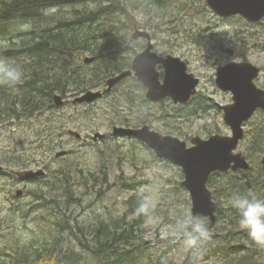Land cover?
Wrapping results in <instances>:
<instances>
[{
	"label": "rangeland",
	"instance_id": "1",
	"mask_svg": "<svg viewBox=\"0 0 264 264\" xmlns=\"http://www.w3.org/2000/svg\"><path fill=\"white\" fill-rule=\"evenodd\" d=\"M135 1L128 0L126 4L137 25L119 33L124 36L123 43L134 49L127 57L132 62L147 45L145 39L132 40L135 31L148 32L154 53L180 58L188 72L199 80L194 106L179 110L187 114L182 121L170 122L168 118H162L154 122L160 109L138 105V97H145V91L136 79L129 77L93 104H73L81 94L62 97L56 93L64 99V106L56 107L52 99L49 110L0 123V165L6 172L0 174V264H13L8 255L10 249L25 248L34 252L54 238H59L57 246L64 252L81 255L82 264H96L74 237L78 234L74 229L113 228L125 215L127 221L134 219L129 210L136 206L144 210L140 230L154 259L162 256L166 264H230L229 260L235 264V259L226 260L216 254L218 248L232 244L228 243V233L239 231L238 227H232L230 218H226L230 207L225 205L230 196L223 190L212 194L218 199L214 202L223 209L225 218L217 219L214 227L204 219L212 232L211 239L197 253L185 251L179 238L170 230L178 216L191 214L189 193L181 187L182 170L158 160L134 138L113 136L112 129L129 123L130 128L148 126L161 135L176 137L165 134L164 130L177 128L188 135L187 142L193 137L207 139L208 130L218 129L221 135L229 136L230 131L217 106L231 104L232 95L216 87V70L231 62L249 63L260 68L254 83L264 91V28L250 25L240 16L219 19L207 8L205 0H162L164 6L149 10L143 5L150 0H139L142 4L139 7L143 8L133 10L131 5ZM94 8V5L90 7ZM76 9L83 8L65 7L47 14L57 18L71 17V12ZM43 24H26L21 29L42 31ZM7 46L10 47L8 40L0 41V48ZM227 50L234 54L229 55ZM88 57L91 56L81 55L79 60L83 62ZM15 62L23 63L20 59ZM106 89L105 85L92 91ZM170 104L173 103L166 102L168 110ZM145 118L154 120L144 123L142 119ZM263 126L264 115H255L244 124V139L237 152L254 168L247 173L248 179L251 174L256 178L261 167L264 154L257 145L264 146L260 140L263 134L255 139L253 132L262 130ZM69 130L79 133L81 139L68 135ZM96 133L106 135V138L94 142ZM59 151H66L67 155L56 159L54 155ZM38 169L45 172L44 178L31 182H21L11 174V171ZM60 171H66L70 181L76 183L72 197L65 193L64 180L54 178ZM237 178L246 179L241 175ZM18 191H23L20 197H16ZM251 243L250 240L244 242L243 248L246 245L252 248ZM253 249L256 255L252 261L264 264V248L254 244Z\"/></svg>",
	"mask_w": 264,
	"mask_h": 264
},
{
	"label": "trees",
	"instance_id": "2",
	"mask_svg": "<svg viewBox=\"0 0 264 264\" xmlns=\"http://www.w3.org/2000/svg\"><path fill=\"white\" fill-rule=\"evenodd\" d=\"M127 2L128 0L0 1V41L10 42V47L0 48V57L10 61L20 59L23 61L21 66L24 69V79L18 86V90L0 86V123L32 117L49 110L52 108V99L56 93L62 97L68 94H84L104 87L109 79L131 69L132 62L127 56H130L134 49L125 45L122 41L124 36L119 34L137 25L135 17L128 10ZM92 5L95 6L94 9H90ZM164 5L165 2L163 3L162 0H150L143 6L149 10V8ZM75 6L83 9L73 10L71 17L57 18L47 14L51 10ZM139 6L142 4L136 0L131 8L133 10L143 8ZM203 8L210 13L204 5ZM41 23L45 26L42 31H22L21 29L26 24L33 26ZM81 55H90L89 58H93L94 62L85 64L84 60L83 62L79 60ZM109 93L104 90L103 97ZM195 98L196 96L185 106L170 104V110H168L165 106L167 101L153 104L140 95L139 106L160 109V114L156 116L157 120L145 118L142 121L147 123L154 120L155 122L162 118H168L170 122L182 121L187 118V114L179 110L194 106ZM255 115H264V112H257ZM122 124L127 128L130 127L129 123ZM164 131H166L165 134L176 135L183 141L188 140V135L182 134L183 132L177 128ZM218 132V129L208 130L205 136L209 137ZM253 133H255V139L263 134L260 140L264 142V126L262 130L257 129ZM46 136L49 137L50 133ZM257 147L264 154V146L258 143ZM250 171H254L251 165L248 172L245 171L246 173L231 171L214 173L210 176L207 187L212 189V194L223 190L229 196L233 193H251L264 199V179H261L264 177V167H259L256 178H253L251 174V178L248 179L246 175ZM57 174L59 176L56 175L55 180L57 178L64 180L62 185H64L65 193L68 197H72L76 183L70 181L66 171H60ZM239 175L246 178L245 181L237 178ZM214 200L218 202L216 197L213 198ZM229 210L230 213L226 218H230L233 228H239L238 214L231 208ZM129 214L134 215V219L127 221L125 215V218L116 222L114 229L102 226V229L99 227L85 231L76 227L74 230L78 234L76 235L73 230V235L75 234L74 237L83 247L82 249L91 254L96 264H166V259L162 256L154 259L153 253L144 242L140 230L144 222V210L136 206L129 210ZM216 216L218 220L225 218L220 206L217 207ZM238 230L237 232L231 230L228 233L230 236L228 243L232 244L218 248L216 254L219 253L226 260L235 259V264H255L252 261L256 255L253 249L254 243L251 241L252 248L247 245L243 248V243H249V239L244 231L240 228ZM58 243L59 238H54L41 250L28 252L25 248L10 249L8 255L13 264H82L81 255L71 251L64 252L58 248ZM243 250L246 253H243ZM228 262L231 264L230 260Z\"/></svg>",
	"mask_w": 264,
	"mask_h": 264
},
{
	"label": "water",
	"instance_id": "3",
	"mask_svg": "<svg viewBox=\"0 0 264 264\" xmlns=\"http://www.w3.org/2000/svg\"><path fill=\"white\" fill-rule=\"evenodd\" d=\"M207 8L218 18L227 19L240 16L248 23L257 24L264 19V0H205ZM145 39L146 49L139 53L132 61L131 69L124 71L106 82L107 92L127 77H134L146 90V100L158 103L166 99L175 105H187L197 93L199 80L188 73L187 65L178 57H159L153 52V44L148 32L135 31L132 40ZM233 55L232 50L226 51ZM93 58H86L84 63L89 65ZM157 66H162L164 76L159 80ZM260 73L249 63L231 62L216 70V87L224 93L232 95V103L219 106L223 123L229 129L230 135L219 133L207 139L193 137L186 141L173 136L161 135L148 126L139 128L114 127L113 136L134 138L151 150L156 158L179 167L184 175L181 187L189 193L191 199V214H199L208 219L211 227L217 223V205L213 201L212 193L207 184L214 173H237L248 171L250 164L246 157L237 152L240 142L244 139V124L257 111H264V91L258 89L254 83ZM102 91H88L76 97L73 104H93L101 99ZM53 102L56 107H62L64 99L55 95ZM67 134L77 140L81 135L69 130ZM105 135L96 133L93 141L103 140ZM67 155L66 151L57 152L56 159ZM260 164L264 167V156ZM3 167L0 165V173ZM20 181L43 178L45 172L38 170H23L12 172ZM22 191L16 193L20 197Z\"/></svg>",
	"mask_w": 264,
	"mask_h": 264
},
{
	"label": "clouds",
	"instance_id": "4",
	"mask_svg": "<svg viewBox=\"0 0 264 264\" xmlns=\"http://www.w3.org/2000/svg\"><path fill=\"white\" fill-rule=\"evenodd\" d=\"M23 79L24 69L20 64L0 57V86L18 90ZM225 206L238 214V226L248 239L264 248V199L251 193H233ZM170 230L179 238L182 248L193 253L199 252L212 237L211 230L199 214L178 216Z\"/></svg>",
	"mask_w": 264,
	"mask_h": 264
},
{
	"label": "flooded vegetation",
	"instance_id": "5",
	"mask_svg": "<svg viewBox=\"0 0 264 264\" xmlns=\"http://www.w3.org/2000/svg\"><path fill=\"white\" fill-rule=\"evenodd\" d=\"M218 18V17H217ZM219 19H222V18H219ZM250 25H252V26H258L259 28H264V19L261 21V22H259V23H257V24H252V23H249ZM147 42V41H146ZM147 46V45H146ZM146 49V47L144 48V50ZM143 50V51H144ZM143 51H141V52H143ZM140 52V53H141ZM153 52H154V46H153ZM157 54V53H156ZM168 56H170V55H168ZM168 56H166V57H168ZM159 57H162V56H159ZM166 57H163V58H166ZM156 70H157V72H158V74H159V80L160 81H162L163 80V76H164V72H163V68H162V66H157V68H156ZM189 73V72H188ZM132 78V77H131ZM143 90L145 91V94H146V90L143 88ZM164 101H171V100H169V99H166V100H164ZM218 107V106H217ZM217 134V133H216ZM220 134V133H219ZM105 138H106V135H105ZM104 138V139H105ZM187 142V141H186ZM187 144L189 145V141L187 142ZM12 172L13 171H11V174H12ZM3 173H6L5 172V169H4V167H3ZM13 175V174H12ZM14 176V175H13ZM15 177V176H14ZM35 180H38V178H35V179H31V180H28V181H22V182H31V181H35ZM23 192V191H22Z\"/></svg>",
	"mask_w": 264,
	"mask_h": 264
},
{
	"label": "bare ground",
	"instance_id": "6",
	"mask_svg": "<svg viewBox=\"0 0 264 264\" xmlns=\"http://www.w3.org/2000/svg\"><path fill=\"white\" fill-rule=\"evenodd\" d=\"M89 58V57H88ZM78 219V218H77ZM118 219V218H117ZM136 233V232H135Z\"/></svg>",
	"mask_w": 264,
	"mask_h": 264
}]
</instances>
